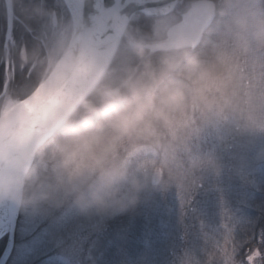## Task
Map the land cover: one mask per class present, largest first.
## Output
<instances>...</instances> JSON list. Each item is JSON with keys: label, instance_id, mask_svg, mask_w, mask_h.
<instances>
[{"label": "clouds", "instance_id": "1", "mask_svg": "<svg viewBox=\"0 0 264 264\" xmlns=\"http://www.w3.org/2000/svg\"><path fill=\"white\" fill-rule=\"evenodd\" d=\"M156 2L149 29L117 13L55 22L19 50L31 78L0 90V200L100 217L149 190L187 200L221 167L197 151L205 133L264 135V0Z\"/></svg>", "mask_w": 264, "mask_h": 264}, {"label": "trees", "instance_id": "2", "mask_svg": "<svg viewBox=\"0 0 264 264\" xmlns=\"http://www.w3.org/2000/svg\"><path fill=\"white\" fill-rule=\"evenodd\" d=\"M12 2L15 5L16 15L31 14L33 3H30L31 7L26 8V6H19L20 0H12ZM141 18L149 19L144 15H141ZM6 19L7 10L3 0H0V84L3 73L1 66ZM139 26L147 28L148 22L141 21ZM26 73L27 70L16 72L13 82L22 83L23 80L25 81ZM250 144L249 140L243 138L221 141L215 133H205L198 142L197 151L215 154L221 164L219 171L229 170L230 160L235 158L239 164L241 163V168L235 173L230 172V175L233 174L231 176L233 179H230V182L225 179L220 181L218 173H206L190 198L182 201L174 186L164 190H152L151 197L154 196L152 204L160 211L158 209L156 214L153 213L155 217L149 214L148 225H145L143 220L144 212L139 214L136 221H133L132 228H129L131 229L130 239L122 238L123 242L121 241L118 245L115 243L110 247L108 257L100 264L148 263L143 262L142 255L144 254L137 251L143 242L139 239V232L149 239L162 241V246H165V249L171 247L170 256L165 259L166 264H206L207 252H205L204 245L206 243L204 242L208 237L202 233V230L205 229L202 226L207 228V235L212 233L215 239L228 240L231 246H234V241L239 244L234 260H240L241 264H248V256L255 251H260L261 256L264 257V238L261 235L264 232V158H257V149ZM245 161H247L246 164ZM235 177L238 180H235ZM232 194L235 195L236 202L227 206L226 204L234 196H231ZM221 211L223 218L219 220ZM209 213L210 219L219 220L215 228L205 224ZM234 221L235 224H232ZM209 224L211 225L210 222ZM5 239L6 236L0 238V254ZM137 241H140V244L136 245V247L139 246L136 250L134 245ZM163 241L166 243L163 244ZM192 241L198 243L200 247L198 259H193L189 255L188 248L192 245ZM224 245L227 247V242ZM260 262L264 261L260 259Z\"/></svg>", "mask_w": 264, "mask_h": 264}, {"label": "rangeland", "instance_id": "3", "mask_svg": "<svg viewBox=\"0 0 264 264\" xmlns=\"http://www.w3.org/2000/svg\"><path fill=\"white\" fill-rule=\"evenodd\" d=\"M51 1L55 5L63 4L65 2V0ZM62 12H67V10H62ZM47 13L50 14V11H47ZM50 15L43 16L42 28L39 30V33L36 34V41L39 39L44 44L46 43L52 29L54 28V26H50ZM153 19L154 18L143 19L141 18V15H135L131 20V23L137 27H140L139 25L141 21L144 23L148 22L147 28H140L149 29ZM70 21L73 22V18L68 13V16L64 17L62 21L60 20L59 22ZM25 39H27V37ZM33 41L36 42L35 40ZM15 45L18 46L17 44ZM2 53V59L5 58L6 54H8V58L15 59L16 62V48L11 47L10 49L8 46L6 53L5 47L3 46ZM1 68L3 73L0 88H3L7 75V69L5 68L3 61ZM19 69H21L20 66ZM21 71H26V69H21ZM250 142V145L253 148L258 149L259 147L264 146V135L256 136L252 138ZM246 163L247 161H245V164ZM240 165L241 163L239 164L235 158L231 159L229 170H221L217 172L219 180L222 181L225 179L227 182H230V179H233V177H231L233 174L230 175V172H237L238 169L241 168ZM234 179L238 180L236 177ZM151 191L152 190L146 191L141 195L140 201L135 206V208L107 217L83 215L71 205H62L58 208H48L45 211H33L28 208H20L14 235L13 250L6 264L102 263V261L108 257L110 247L114 246L115 243L118 245V243L121 241L123 242L124 239H130L129 235L131 229L129 228H132L134 225L133 221H136V218L140 216L139 214L144 212L143 220L145 221V225H148L149 214L154 216L153 213H157L159 208L154 207L152 204L154 196L151 197ZM233 195L234 194L231 196ZM235 202L236 199L234 195L232 200H230L226 205L230 206ZM220 209L217 211L218 213L220 212ZM224 209L235 211L234 209ZM210 213L209 218L208 216L206 217L205 224L215 228V225L217 227V223L223 218V214L221 211V215L218 220L215 218L210 219ZM124 221L125 223H123ZM232 224H235V221L232 222ZM202 227L205 228L204 231L202 230V233L208 237L204 242L206 243V245H204L205 252H207L206 264H241L240 260H234L232 255L233 246L230 245L228 240H226V247V245H224L226 242L225 240L221 241V239H215V237L213 238L212 233L207 235V228L205 226ZM208 230H210V227H208ZM139 239L143 241L140 245L141 248H139V246L136 247V245L140 244V241H137V243L134 245L135 247H133L136 248V250L139 248L137 251L141 254H144L142 255L144 258L143 262H148L145 264H166L165 259L169 258L170 256V246L168 249H165V246H162V241L158 239L153 240V238L149 239L145 237L142 232H139ZM164 243L166 242L163 241V244ZM191 244L192 245L189 247L190 249L188 248L189 255L193 259H198V252H200L198 249L200 247L198 243L194 241H192ZM212 248L214 249L212 250ZM225 251L228 253L227 256L224 255ZM257 252L260 253V251ZM248 264H250V262ZM252 264H264V262L262 263L260 262V259H257L252 262Z\"/></svg>", "mask_w": 264, "mask_h": 264}, {"label": "water", "instance_id": "4", "mask_svg": "<svg viewBox=\"0 0 264 264\" xmlns=\"http://www.w3.org/2000/svg\"><path fill=\"white\" fill-rule=\"evenodd\" d=\"M80 3L84 7L83 10L84 16L82 18L77 17L76 19H73V22L75 23H85L95 26L104 16L115 13V12L112 13L104 12L102 15L100 13H97L95 9L97 8L98 5L101 4V0H80ZM102 3L106 8L109 9L117 6V0H102ZM120 3H123V0H120ZM153 7H159L156 0H148V2L144 4H138L136 3V0H130L129 3H127L124 7L120 9L121 11L120 15L129 18L130 22L135 15H139V14L144 15L146 17L154 18L155 14L144 11L145 8H153ZM89 14H91L92 16H98L100 17V19L94 21L89 18ZM12 23H13V18L8 12L6 32L4 38V45L7 44V46H8L10 33L12 31ZM6 55L8 56V54ZM20 208L21 207L18 206L13 201L0 200V238L3 236H6L7 238L5 247L2 250V253L0 254V264H6L12 253L13 245H14V235H15Z\"/></svg>", "mask_w": 264, "mask_h": 264}, {"label": "snow or ice", "instance_id": "5", "mask_svg": "<svg viewBox=\"0 0 264 264\" xmlns=\"http://www.w3.org/2000/svg\"><path fill=\"white\" fill-rule=\"evenodd\" d=\"M129 2H130V0H123V3H120V0H117V6L109 9V8H106L103 5L102 0H101V4L97 6L95 11L97 13H100L101 15L104 12H109V13L115 12L117 14H120L121 13L120 9L122 7H124ZM146 2H148V0H136V3H138V4H144ZM19 6L20 7H25V6L31 7V5L29 4V0H20V5ZM45 7L60 8L62 10L66 9L67 12L73 17V19H76L77 17H81L82 18L84 16V11H83L84 7L80 3V0H65V2L63 4H56L54 6L50 5V0H45ZM6 10L12 16L13 21L17 22V17H16V14L14 12L13 7L11 5H8L6 7ZM144 11L148 12V13L157 14L158 11H159V7L145 8ZM203 15L204 14H201V17H196V18H193V19L194 20L195 19H201V18H203ZM89 18L94 20V21L100 19V17L92 16L91 14H89ZM28 23L31 25V28L25 27V25L23 23H22V27H23V29H24V31L26 33H28L29 35L33 36V34H34V32H35V30L37 28V25L32 20H29ZM7 47H8L7 44H5V52L6 53H7ZM26 47H27L26 43L21 45V48H26ZM2 61H3L4 65H5L6 69H7V75H6L4 86H3V88H0V90H4V89H6L8 86H10L12 84L13 80L15 79L16 68H17V66H20V65H18L15 62V60H12V59L8 58L7 55L5 56L4 59H2ZM21 69H26V68L25 67H21ZM30 78H31V72L27 71L26 79H30ZM261 235H262V238H264V232H262ZM239 246L240 245L236 244L235 241H234V246H233V249H232L233 258L235 256L236 252L238 251ZM224 255L225 256L228 255L227 251L224 252ZM257 259H261L262 261H264V257H262L259 252H253L250 256H248V261L250 262V264H252V262H254Z\"/></svg>", "mask_w": 264, "mask_h": 264}, {"label": "flooded vegetation", "instance_id": "6", "mask_svg": "<svg viewBox=\"0 0 264 264\" xmlns=\"http://www.w3.org/2000/svg\"><path fill=\"white\" fill-rule=\"evenodd\" d=\"M33 3V7H39L43 10H45L46 12L50 11V26H55V22H59L60 20L62 21V19L64 17L68 16L67 12H62V10L60 8H54V7H45V0H29V4ZM50 5L54 6L55 4H53V2L50 0ZM27 8V6H26ZM17 17V22L13 21V33L11 35V37H9L8 40V46L11 49V47L16 48L17 53L21 48L22 43H26L28 48H32L35 45H41L43 46V42L40 41L38 39L37 40V33H39V30L42 28L43 22H42V18L43 16H37L32 14H24V15H16ZM20 18V19H19ZM29 20H32L36 23L37 28L33 34V36L29 35L28 33H26L22 27V23L25 25V27L27 28H31V25L28 23ZM27 39H25L26 37ZM33 40H35L36 42H34ZM15 44H17L18 46H16ZM3 46L4 45V41H3ZM17 58V57H16ZM15 60V59H12ZM16 63L17 59H16ZM19 65V64H18ZM21 71V69H19V66H17L16 68V72ZM27 75V74H26Z\"/></svg>", "mask_w": 264, "mask_h": 264}, {"label": "bare ground", "instance_id": "7", "mask_svg": "<svg viewBox=\"0 0 264 264\" xmlns=\"http://www.w3.org/2000/svg\"><path fill=\"white\" fill-rule=\"evenodd\" d=\"M3 3H4V6H5V8L8 6V5H11L12 7H13V9L15 10V5H14V3L12 2V0H11V2L10 3H5V0H3ZM7 14H8V11H7ZM141 14H139V15H137V16H140ZM150 18V17H149ZM6 25H7V19H6V24H5V32H6ZM5 32H4V38H5ZM12 33H13V23H12V31H11V33H10V37H11V35H12ZM3 237H5V236H3ZM2 238V237H1ZM6 240H7V238L5 239V244H6ZM5 244H4V247H5ZM4 249V248H3Z\"/></svg>", "mask_w": 264, "mask_h": 264}]
</instances>
